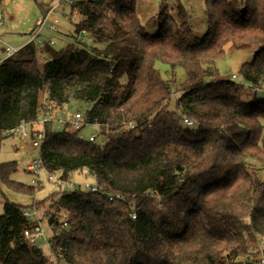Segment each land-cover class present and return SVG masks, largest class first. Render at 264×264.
I'll use <instances>...</instances> for the list:
<instances>
[{"label": "trees", "instance_id": "trees-1", "mask_svg": "<svg viewBox=\"0 0 264 264\" xmlns=\"http://www.w3.org/2000/svg\"><path fill=\"white\" fill-rule=\"evenodd\" d=\"M205 6L204 36L180 4L173 14L160 10L158 32L150 35L136 0H72L80 16L73 37L85 30L90 45L29 42L0 63V149L12 135L7 130L36 119L44 106H81L102 141L78 138L68 123L46 124L43 169L62 181L86 171L98 189L79 183L50 193L38 220L23 212L40 202L5 199L1 264H260L264 99L243 100L239 84L219 78L214 63L228 43L253 46L239 73L254 88L264 86V0ZM178 67L185 87L171 110ZM17 166L0 162V182L33 192L10 179ZM41 219L52 227L49 255L23 237Z\"/></svg>", "mask_w": 264, "mask_h": 264}, {"label": "rangeland", "instance_id": "rangeland-1", "mask_svg": "<svg viewBox=\"0 0 264 264\" xmlns=\"http://www.w3.org/2000/svg\"><path fill=\"white\" fill-rule=\"evenodd\" d=\"M178 4L182 5L190 16V23L195 34L199 37L204 36L208 28L205 0H136V9L141 24L146 31L150 35H155L161 24V19L158 17L160 10L166 7L167 11L169 10L173 14ZM79 18L80 16L77 13L71 11L69 0H0V58L3 56L4 43L15 47L23 46L25 43L28 44L27 41L32 31L33 33L38 31L40 38L43 40L52 38L54 40L52 46L55 49H61L69 43L78 46L80 43L76 41L73 35L75 33V23ZM85 43L88 45L92 43L89 36L85 37ZM255 51L256 49L253 46L238 48L228 43L225 46L224 56L214 63L218 69L219 78L237 82L241 88V98L246 101L264 99V86L254 88L250 83L245 82L239 73L241 64L250 62L255 55ZM156 67L164 78H171L167 65L157 63ZM183 80L184 71L178 67L175 70L174 83L172 84L173 94L168 103V108L171 110H177L176 97L185 87ZM69 109L83 111L82 107L78 105ZM94 132H97V127L92 124L83 129L85 137ZM39 157L40 149L32 146L29 136L12 134L3 140L0 149V162L16 161L18 165L17 170L10 174V179L27 186H35L36 189L31 193L22 192L0 182V214L3 212L5 199L21 205H31L45 199L54 191L71 189L79 183L84 188V182H94L91 174L77 171L71 173L66 181H57L55 178L49 179V172L43 168L39 170L38 176H36L29 172L26 166L30 161ZM37 182H40V184H37ZM40 203L42 207L41 216L43 211L47 210V201ZM39 227L40 232L35 238V245L49 255L48 239L52 234V227L46 219H41ZM261 246L262 241H259L257 243L258 256L261 255Z\"/></svg>", "mask_w": 264, "mask_h": 264}, {"label": "built area", "instance_id": "built-area-1", "mask_svg": "<svg viewBox=\"0 0 264 264\" xmlns=\"http://www.w3.org/2000/svg\"><path fill=\"white\" fill-rule=\"evenodd\" d=\"M71 1L72 0H69V3H71ZM74 13H76V11H74ZM56 22H58V20H56ZM50 27L53 28L52 26H50ZM86 36H87L86 31L82 30L77 35L76 41H78L79 43L85 42ZM28 42L33 43L37 47H41L45 42L52 45L54 43V40L52 38L43 40L40 38L38 31H36L34 33L32 31V32H30V38H29ZM19 49H20L19 47L10 46V45H7L4 43L3 56H2V58H0V63L4 59L9 58L11 55H13ZM233 77H234V75H233ZM183 122L186 125H192L193 124V121L188 117H184ZM47 123H53L58 128L63 127V126H65L66 123H68L71 130L77 133L78 138L87 139L90 141H97V140L101 141L99 138V133H98V125L93 124L97 127V132L90 133L88 135V137H85L83 135V129L89 124L86 122L84 113L77 111V110H71V109H69V107H66V106L61 107V108H57V109L50 108L49 106H44L42 108L41 112L38 114L36 119L31 120V121H27V122L22 121L17 126H15L14 128L7 130V133L8 134H15V135H19V136H29L31 138V141H32V146L40 149V146H41L42 140L44 138V134H45L44 133L45 126ZM41 168H43L41 157H39L37 159H33L26 166V169L36 176H38V172ZM91 175L94 178V182L93 183L84 182L83 187L85 189H89V190H97L98 187L96 185L95 176L93 174H91ZM48 178L49 179L55 178V179H57V181L61 180L59 178L58 174H53V173H49ZM37 180L38 179L36 177V181ZM37 184H40V182H37ZM116 196H118V195H116ZM112 197H113V195L110 196V198H112ZM23 213L25 216H27L29 218H33V219L38 220L40 217V213H42V208L33 206L31 209H27ZM39 232H40V227L34 231H30L27 229V230H24L23 237L28 239L31 244H35V238L39 235ZM53 264H56V263L54 262ZM260 264H264V258L260 259Z\"/></svg>", "mask_w": 264, "mask_h": 264}, {"label": "crops", "instance_id": "crops-1", "mask_svg": "<svg viewBox=\"0 0 264 264\" xmlns=\"http://www.w3.org/2000/svg\"><path fill=\"white\" fill-rule=\"evenodd\" d=\"M27 42H28V41H27ZM25 44H26V43H25ZM25 44H24V45H25ZM24 45H23V46H24ZM21 47H22V46H20L19 48H21ZM10 244H11V243H10ZM1 258H2V254H0V262H1Z\"/></svg>", "mask_w": 264, "mask_h": 264}]
</instances>
